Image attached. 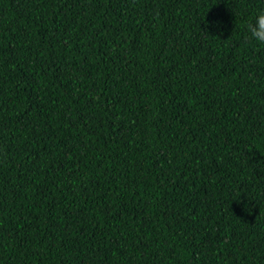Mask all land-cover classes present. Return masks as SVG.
<instances>
[{"label": "trees", "instance_id": "obj_1", "mask_svg": "<svg viewBox=\"0 0 264 264\" xmlns=\"http://www.w3.org/2000/svg\"><path fill=\"white\" fill-rule=\"evenodd\" d=\"M261 10L0 0V264H264Z\"/></svg>", "mask_w": 264, "mask_h": 264}, {"label": "clouds", "instance_id": "obj_2", "mask_svg": "<svg viewBox=\"0 0 264 264\" xmlns=\"http://www.w3.org/2000/svg\"><path fill=\"white\" fill-rule=\"evenodd\" d=\"M206 29H210L212 27V23L209 22L207 25H204ZM216 26L220 27V22H216ZM247 31L249 34V38L252 40H255L256 42L260 44H264V10L259 11L256 14L255 22L254 23H248L247 24Z\"/></svg>", "mask_w": 264, "mask_h": 264}]
</instances>
